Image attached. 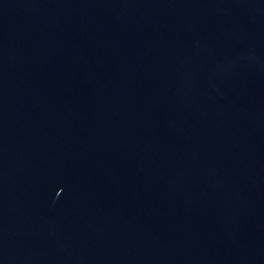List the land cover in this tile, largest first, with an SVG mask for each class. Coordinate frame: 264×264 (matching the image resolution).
Returning a JSON list of instances; mask_svg holds the SVG:
<instances>
[{
	"label": "water",
	"instance_id": "1",
	"mask_svg": "<svg viewBox=\"0 0 264 264\" xmlns=\"http://www.w3.org/2000/svg\"><path fill=\"white\" fill-rule=\"evenodd\" d=\"M0 264H264V0H0Z\"/></svg>",
	"mask_w": 264,
	"mask_h": 264
}]
</instances>
